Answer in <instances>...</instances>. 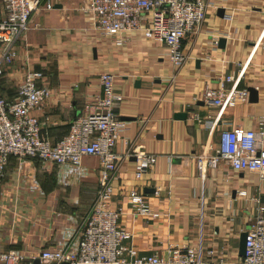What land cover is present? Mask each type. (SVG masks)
<instances>
[{
    "label": "crops",
    "instance_id": "1",
    "mask_svg": "<svg viewBox=\"0 0 264 264\" xmlns=\"http://www.w3.org/2000/svg\"><path fill=\"white\" fill-rule=\"evenodd\" d=\"M91 1L42 0L4 66L0 95L14 99L26 73L42 72L49 94L32 115L41 135L55 143L100 95L99 76L112 75L122 101L113 107L121 131L111 207L120 210L118 225L131 234L124 245L140 257H164L170 244H187L196 249L197 264H238L240 235L264 208V182L224 161L200 171L194 156L213 153L222 131L261 130L264 138V0H204V21L182 41L186 59L177 68L166 47L145 39L142 30L101 36L83 10ZM149 20L146 14L141 29ZM224 76L234 78L227 88L247 91V100L207 106L203 90L217 87ZM178 113L186 119H176ZM195 116L209 124L197 123ZM131 146L156 156L139 180L135 159L125 156ZM100 171L93 156L77 166L10 157L0 177V253L23 255L20 264H55L40 261V253L74 249L99 190ZM130 190L145 197L151 214H133Z\"/></svg>",
    "mask_w": 264,
    "mask_h": 264
},
{
    "label": "built area",
    "instance_id": "2",
    "mask_svg": "<svg viewBox=\"0 0 264 264\" xmlns=\"http://www.w3.org/2000/svg\"><path fill=\"white\" fill-rule=\"evenodd\" d=\"M42 0H0V78L4 66L15 56V47L29 29L32 12ZM204 0H92L83 10L93 20L103 37L142 30L145 39L163 44L174 68L180 67L186 55L182 41L196 35L205 18ZM51 8L50 4L46 9ZM150 15L149 25L141 29V20ZM117 44H122L121 40ZM42 72H28L19 84L16 96L6 100L0 95V177L10 157L32 158L44 163L77 166L84 156L96 157L100 164L99 190L86 217L74 249L42 251L39 260L55 264H197V251L187 244H170L164 257L138 256L132 247L124 245L131 234L118 225L120 210L113 209L112 180L120 157L114 151L121 131L113 107L122 101L114 89V77L99 76L101 93L87 105L82 116L71 121L67 134L51 143L41 135L40 122L32 112L40 111L49 91L41 84ZM232 76L218 79L217 87L206 86L202 101L207 106L221 108L247 100L246 90L227 88ZM197 123L207 121L194 117ZM135 159L134 178L149 172L156 156L145 153L141 146H131L125 154ZM200 171L214 170L226 162L239 172L256 173L264 182V138L261 130L222 131L213 153L194 156ZM245 196V192L238 193ZM135 216L151 214L145 197L135 190L126 195ZM156 216V215H154ZM246 233L245 254L238 264H264V208L251 219ZM23 255L0 253V264H20Z\"/></svg>",
    "mask_w": 264,
    "mask_h": 264
},
{
    "label": "water",
    "instance_id": "3",
    "mask_svg": "<svg viewBox=\"0 0 264 264\" xmlns=\"http://www.w3.org/2000/svg\"><path fill=\"white\" fill-rule=\"evenodd\" d=\"M218 16L219 17H222L223 16V10L220 9L218 12H217ZM224 39H220L218 41V45L220 48H222L224 46ZM248 92H249V95H250V99L253 100V101H256V98H257V93L256 91L253 89V88H249L248 89ZM186 114L185 113H178V114H175V118L176 119H179V120H184L186 119ZM249 228V226L247 227V229ZM245 242H246V233L243 232L241 235H240V238H239V252H238V255L240 257H244V254H245Z\"/></svg>",
    "mask_w": 264,
    "mask_h": 264
}]
</instances>
